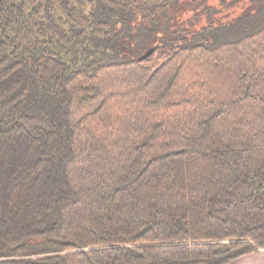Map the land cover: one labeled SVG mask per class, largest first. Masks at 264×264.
Returning a JSON list of instances; mask_svg holds the SVG:
<instances>
[{"label": "trees", "instance_id": "1", "mask_svg": "<svg viewBox=\"0 0 264 264\" xmlns=\"http://www.w3.org/2000/svg\"><path fill=\"white\" fill-rule=\"evenodd\" d=\"M259 249L264 0H0V264Z\"/></svg>", "mask_w": 264, "mask_h": 264}, {"label": "crops", "instance_id": "2", "mask_svg": "<svg viewBox=\"0 0 264 264\" xmlns=\"http://www.w3.org/2000/svg\"><path fill=\"white\" fill-rule=\"evenodd\" d=\"M228 264H264V249L241 256Z\"/></svg>", "mask_w": 264, "mask_h": 264}, {"label": "water", "instance_id": "3", "mask_svg": "<svg viewBox=\"0 0 264 264\" xmlns=\"http://www.w3.org/2000/svg\"><path fill=\"white\" fill-rule=\"evenodd\" d=\"M151 53V51H148V52H146L143 56H142V58H145L147 55H149Z\"/></svg>", "mask_w": 264, "mask_h": 264}]
</instances>
